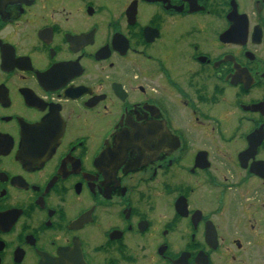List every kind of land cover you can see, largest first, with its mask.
I'll use <instances>...</instances> for the list:
<instances>
[{
	"label": "flooded vegetation",
	"instance_id": "obj_1",
	"mask_svg": "<svg viewBox=\"0 0 264 264\" xmlns=\"http://www.w3.org/2000/svg\"><path fill=\"white\" fill-rule=\"evenodd\" d=\"M0 264H264V0H0Z\"/></svg>",
	"mask_w": 264,
	"mask_h": 264
}]
</instances>
